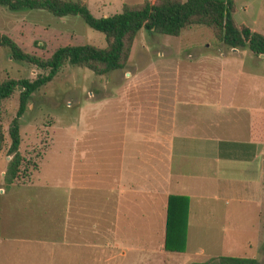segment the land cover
I'll return each instance as SVG.
<instances>
[{"label": "crops", "instance_id": "obj_1", "mask_svg": "<svg viewBox=\"0 0 264 264\" xmlns=\"http://www.w3.org/2000/svg\"><path fill=\"white\" fill-rule=\"evenodd\" d=\"M205 58L220 67H198L180 97L117 95L121 110L102 127L73 128L61 172L40 175L49 146L24 181L5 188L0 168V264H162L180 254L165 243L186 250L212 232L220 247L250 229L262 244L264 56L191 64Z\"/></svg>", "mask_w": 264, "mask_h": 264}, {"label": "rangeland", "instance_id": "obj_2", "mask_svg": "<svg viewBox=\"0 0 264 264\" xmlns=\"http://www.w3.org/2000/svg\"><path fill=\"white\" fill-rule=\"evenodd\" d=\"M70 1L81 2L96 18L118 13L124 4L137 5L142 2V0ZM148 1L152 3L154 0ZM231 1L233 3V0ZM233 8L231 17L236 26L245 25L264 35V2L259 5L255 0H235ZM0 34L10 38L25 53L43 59L65 45L88 44L97 48L104 47L103 36L88 28L80 18L76 16L55 18L38 10L9 11L0 7ZM129 53L130 61L123 69L103 76H94L85 69L65 64L50 82L30 95L25 111L19 119L18 149L22 158L18 174L20 181H24L30 170L36 167L40 153L47 146L49 151L40 163V175L49 177L55 168L58 172L64 170L67 164L63 155L70 142L71 130L76 129L77 125L81 127V122L87 125V120L91 127H102L104 120L109 117L108 114L121 110L120 101L115 98L117 95L131 93L133 97L139 96L137 100L143 98L147 100L145 97L159 90L164 97L177 98L184 92L182 88H186L187 85L195 88L194 83L183 82L199 79L198 67H210L207 69L209 72L215 70V65L217 68L220 67L219 62L211 58H205L203 65L191 62L203 56L239 59L248 54L245 49L231 51L224 47L215 40L208 29L200 26L186 28L177 37L139 31ZM251 56L253 62H258L257 56ZM222 69L227 74L232 71L229 66ZM41 74L44 72L31 65L12 61L6 49L0 48V80H33ZM149 80H157L158 84L149 87L150 84H145ZM17 94L18 92L14 91L0 106V125L3 133L0 168L9 160L5 154L8 146L6 130L17 107ZM107 97H111L108 103L104 101ZM113 117L116 121V116ZM224 200L227 201L226 205L223 204ZM232 203L234 204L230 199L221 201V205L224 206ZM210 234L212 232L207 234L204 239L206 241H192L186 246V250L185 247L180 248L177 250L180 254H174L173 258H167L162 264H188L192 260H204L210 257L209 254L212 252H215L212 256L217 257H250L253 256L255 249L263 252L258 264H264V241L261 245L255 246L252 229L233 231V243H224L220 247L214 245V239ZM198 248H204L205 252L194 254ZM111 264L128 263L118 258Z\"/></svg>", "mask_w": 264, "mask_h": 264}, {"label": "trees", "instance_id": "obj_3", "mask_svg": "<svg viewBox=\"0 0 264 264\" xmlns=\"http://www.w3.org/2000/svg\"><path fill=\"white\" fill-rule=\"evenodd\" d=\"M0 7L9 11L38 10L55 18L76 16L91 30L103 36L104 47L92 45H65L55 49L43 59L22 51L10 38L0 34V48L7 51L9 58L17 63L31 65L44 74L33 80H0V106L14 91H17V107L9 121L5 151L9 160L2 173L5 188L19 180V166L22 158L18 152L19 119L22 117L31 94L50 82L60 68L67 64L85 69L94 76H103L125 67L131 44L139 31L151 34L177 37L180 32L192 26L208 29L215 40L228 49H245L253 56H264V35L245 26H236L231 14L234 11L231 0H142L137 5H122L118 13L105 17H93L86 6L70 0H0ZM3 133L0 125V150ZM185 206L177 217L183 225ZM165 248L179 250L181 245ZM188 264H258L252 257L219 256Z\"/></svg>", "mask_w": 264, "mask_h": 264}, {"label": "water", "instance_id": "obj_4", "mask_svg": "<svg viewBox=\"0 0 264 264\" xmlns=\"http://www.w3.org/2000/svg\"><path fill=\"white\" fill-rule=\"evenodd\" d=\"M259 57H263V55H259Z\"/></svg>", "mask_w": 264, "mask_h": 264}]
</instances>
